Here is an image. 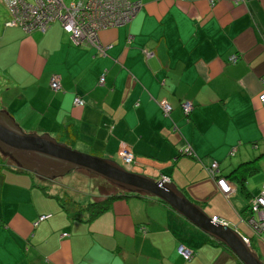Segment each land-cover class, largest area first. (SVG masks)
Listing matches in <instances>:
<instances>
[{
    "label": "crops",
    "instance_id": "1",
    "mask_svg": "<svg viewBox=\"0 0 264 264\" xmlns=\"http://www.w3.org/2000/svg\"><path fill=\"white\" fill-rule=\"evenodd\" d=\"M128 1L142 6L130 24L99 32L103 54L73 45L59 24L20 38L7 69L11 100L1 111L37 134L71 122L79 131L75 146L103 158L121 160L127 145L132 171L183 188L205 202L210 217L251 235L240 217L247 200L233 183L222 195L203 164L217 161L224 175L260 155L247 187L253 196L261 190L264 0ZM18 32L6 27L3 36L17 39ZM5 57L0 52L1 70ZM53 75L57 91L49 86ZM76 96L82 106L73 103ZM184 101L192 105L187 117ZM159 102L172 106L167 117ZM186 146L192 157L179 153ZM48 180L0 164V264H238L153 198L116 200L86 221L54 198L64 184ZM180 244L193 250L189 261L178 254Z\"/></svg>",
    "mask_w": 264,
    "mask_h": 264
},
{
    "label": "water",
    "instance_id": "2",
    "mask_svg": "<svg viewBox=\"0 0 264 264\" xmlns=\"http://www.w3.org/2000/svg\"><path fill=\"white\" fill-rule=\"evenodd\" d=\"M0 151L23 170L53 179L79 169L131 192H142L166 203L200 232L228 248L242 264H264L250 251L248 242L234 228L213 218L191 202L166 179L154 180L125 169L113 159L80 152L47 133H25L6 113L0 111Z\"/></svg>",
    "mask_w": 264,
    "mask_h": 264
},
{
    "label": "built area",
    "instance_id": "3",
    "mask_svg": "<svg viewBox=\"0 0 264 264\" xmlns=\"http://www.w3.org/2000/svg\"><path fill=\"white\" fill-rule=\"evenodd\" d=\"M9 11V20L5 26H19L29 33L33 29L41 32L45 31L52 24H59L69 36L73 45H89L98 49L102 54L105 47L99 42L98 33L109 28H116L129 21L141 8L139 1L128 0H4ZM234 59V58H233ZM104 82V76H100L99 83ZM50 86L53 90L60 88L57 76L50 79ZM260 106L264 109V92L258 94ZM74 104L81 106L82 100L74 98ZM163 112L167 114L171 107L167 103H161ZM183 111L188 113L191 104L185 102L182 105ZM187 150H190L187 147ZM121 161L125 165L131 166L133 154L127 146L120 148ZM216 168V164H212ZM219 190L228 195L231 186L223 179L217 180ZM253 210L257 212L258 220L249 219L248 223L254 231L264 232V185L258 197L253 201ZM48 216H42L40 220ZM213 218V221H219ZM221 222V221H219ZM179 253L184 258H189L191 251L180 247Z\"/></svg>",
    "mask_w": 264,
    "mask_h": 264
},
{
    "label": "trees",
    "instance_id": "4",
    "mask_svg": "<svg viewBox=\"0 0 264 264\" xmlns=\"http://www.w3.org/2000/svg\"><path fill=\"white\" fill-rule=\"evenodd\" d=\"M132 2H135V1H132ZM133 17L129 21H127L126 23H124L123 25H121V26H126V25L130 24L131 23V20L133 19ZM4 27L5 28L6 27H18L19 29H21V27H19V26H5L4 25ZM45 31L41 32V31H39L37 29H33L29 33H26L24 31L23 32L25 34H31L32 32L44 33ZM75 46L92 47V48H94L96 50V52L98 54H100L99 51H98V49L96 47H94V46H89V45H84V44H82V45H75ZM230 60L231 61H235V57L233 56L232 58H230ZM102 75L104 76V74H102ZM104 81H105V77H104ZM102 84H104V82ZM49 86H50V84H49ZM50 88H51V86H50ZM51 90H53V89L51 88ZM53 91H57V90H53ZM76 97L79 98V99H81L82 102H83V104H84V101H83V99L81 97H79V96H76ZM76 97H74V98H76ZM73 101H74V99H73ZM185 102H188V101H184V102L181 103V109H182L183 114L187 117L189 115V112L190 111L188 113H185L183 111L182 105ZM161 103H163V102H159L158 105H159V107L161 109L162 114L165 117H167L169 115L170 111L172 110V106L169 103L164 102V103H167L171 107V110L167 114H165L163 112L162 107H161ZM191 108H192V105H191ZM49 133H51L52 135L49 134ZM49 133L48 134L51 135L53 138H55L57 141L62 142L64 144H66L68 147H71V148H75V143L79 139V131L76 129V127L71 122L66 123V124H62V125L59 124V125H57V127H55L54 130H52ZM127 147L131 150V148L129 146H127ZM131 152H132V150H131ZM88 153L91 154V155L100 156V154H98V152H94V151L91 152L90 151ZM179 153L181 155H185V156H189V157H192L193 156V153L191 152V150H187V146L185 148L184 147L181 148L179 150ZM132 154H133V152H132ZM6 156H8V155L7 154H4V153H2L0 151V157L3 158V160H0L1 166L6 167L7 169L12 170V171H15L17 173L27 174V175L31 176L32 179L35 178V177H39V176H37V175H35V174L31 173V172H28L26 170L21 169L14 161H12V162L9 161L6 158ZM8 157H10V156H8ZM100 157H102V156H100ZM259 157H260V155L259 156H256L255 158H252L250 160H246V161H243L241 163H238L233 169H231L228 173H226L224 175H221L220 174L219 164H218L217 161H212V162H210L207 165H204L203 164V170H204V172L206 174V177L209 178V179H211L215 183L218 191L222 195H224V194L219 190V188L217 186V180L218 179H223L228 184L229 183L235 184V186L238 188V190L241 193V195L247 200V204L243 208V210L241 211L240 217H241L242 221L249 227V229L251 230L252 234L251 235H247V236L246 235H242L241 233L240 234L248 242L250 251L253 252L260 259L259 255L257 254V252L254 249V243H253V241H255V239H257L260 244H263L264 245V243L262 242V239H261V237L263 236V233L264 232L258 233L256 231H254V228L248 223V221H249V219H254L255 221L258 220L257 212L253 210V201H254V199L256 197H258L260 195V193H261V191L263 189L264 182L262 183V187H261L260 192L257 195H254V196L250 194V192L248 190V187H247V181H248V179L250 177H252L253 175H255L258 172V170H259V165H258ZM133 160H134V155H133ZM132 163H131V165H132ZM214 163L216 164V168L213 169L212 168V164H214ZM79 171H82V170H79ZM93 176H94L95 179L100 180V183L101 184H99V186H97V190L94 188L93 191H96V193L94 195L91 194L90 198H86L87 196L86 197H83L82 196L84 199L81 197L82 198L81 200H77L76 197H73V196H77L78 195L76 193H77L78 189H80L79 185L76 186V184H75L74 181L68 182L67 185L66 184L62 185V188L63 189L58 187L57 191L54 194V196H55L54 198L57 199V200H59L61 207H63L66 211L69 210L71 212L73 209H75V210L78 209L79 211H82L84 214H86V219H85L86 221H90V220L94 219L95 217H98L99 215H101L102 213H104L109 208V206L111 205V203H113L114 201L119 200V199H127L128 197H137V198L150 197V198H153L155 201H157L158 203H160L161 205H163L164 207H166L168 210H170L171 212L177 214L166 203H164L163 201H161V200H159V199H157L155 197H152V196H150V195H148L146 193H142V192H131V191L127 190V189H124L123 187H120L118 185H115V184H113V183L105 180L102 177H99V176H96V175H93ZM45 180H48V179H45ZM48 181H50V180H48ZM43 187L50 189L49 186H45L44 185ZM175 187L177 189H179L186 196L187 199H189L187 197L188 195H187L186 191L183 188H179L177 186H175ZM107 188H110V189L113 188V189L110 190V191H108L109 189H107ZM42 189H44V188H42ZM106 191H108V192H106ZM81 193H82V191H81ZM60 196H62L63 198H61ZM189 200L191 201V199H189ZM193 203H195L197 206H199L202 209V207L204 206V203L205 202H203V203H201V202H193ZM177 215L180 216L179 214H177ZM42 216H48V217L45 218V219H47L51 215L50 214H46V215L38 216V218L35 221L36 224L39 223V222H41V221H43V220H45V219L40 220V218ZM211 218H216V216H213ZM217 219L219 221H221L219 218H217ZM183 220H185V219L183 218ZM186 222H188V221H186ZM222 223H224V222H222ZM188 224L189 225H192L189 222H188ZM200 234L205 239V243H208V245H210V246L213 245V246H221V247H223L232 256H234V258H235V260H236V262L238 264H242L236 258V256L228 248H226L221 242L217 241L216 239H213L212 237H209V236L205 235L204 233L203 234L200 233ZM66 235H68V234L67 233H64L63 234V236H66ZM180 247L186 248V249H188V250L191 251V255H190L189 258H184L179 253V248ZM177 252H178V254L185 261H189L193 257V250L191 248L185 246L184 244H180L177 247ZM262 262H264V261H262Z\"/></svg>",
    "mask_w": 264,
    "mask_h": 264
},
{
    "label": "rangeland",
    "instance_id": "5",
    "mask_svg": "<svg viewBox=\"0 0 264 264\" xmlns=\"http://www.w3.org/2000/svg\"><path fill=\"white\" fill-rule=\"evenodd\" d=\"M9 18H10L9 11H8L6 5H5V2H4V0H0V52L1 53L6 52V57H5V61H4L5 62L4 63L5 68H3L2 70L0 69V111L1 110H5L4 107H7L8 106L7 105L8 102L11 100V98L9 99L8 93H7V88H8L7 81L9 79V76H11L7 72V69L9 68V60H11L12 54L14 53L13 51H16V50L19 49V45H20V40L19 39L25 37V35H26L18 27H12V29H16V30L19 31L18 34H17L18 38L17 39L8 40L9 37H7L8 34H6V33L3 36L4 30L6 29L4 27V25H5V22L9 20ZM61 28L63 29V27H61ZM63 31L65 32L64 29H63ZM12 82H13V80H12ZM21 130L23 132H25V133H34V132H31V131H29L27 129H24L22 127H21ZM74 149H76V150H78L80 152H83L82 150H79V148L76 147V146H75ZM83 153L89 154L88 152H83ZM6 158L9 161H11V162L13 161L8 156H6ZM0 160H3V158L0 157ZM114 160L117 163H119L122 167H124L125 169L131 170V166L125 165L121 160H118V159H114ZM93 175L94 174H90L89 172L84 171V170L79 171V169H77V171H76V169H74V170H71V171L67 172L66 174H64L62 176L55 177V178L49 179V180L52 181L51 183H53V184L54 183H58V184L59 183H63V184L67 185L68 182H70V180L72 181V179H73V181L75 182L76 186L79 185V187H80V189H78L76 194H78L79 196H83V197L87 196L86 198H88V197L90 198L91 194L94 195L96 193V191H93L94 188L97 190V186H99V184H101L100 180L95 179ZM107 189H109L108 191H110L113 188L112 189L107 188ZM53 191L56 192L57 190L53 189ZM81 191H82V193H81ZM108 191H106V192H108ZM187 197L189 199H191L192 202H200L198 200L193 199L192 196L188 195ZM204 206H207V205H204ZM204 206L202 207V210L205 212L206 215L209 216L211 214V212H208L204 208ZM212 209H214V207ZM209 210H211V209H209ZM217 222H219V221H217ZM228 226L231 227V228L235 227L233 224H229ZM243 234H246V232L243 233ZM261 239H262V242L264 243V233H263V236L261 237ZM253 243H254L255 251L259 255L260 259L262 261H264V245L260 244L257 239H255V241H253Z\"/></svg>",
    "mask_w": 264,
    "mask_h": 264
},
{
    "label": "clouds",
    "instance_id": "6",
    "mask_svg": "<svg viewBox=\"0 0 264 264\" xmlns=\"http://www.w3.org/2000/svg\"><path fill=\"white\" fill-rule=\"evenodd\" d=\"M217 222V221H216Z\"/></svg>",
    "mask_w": 264,
    "mask_h": 264
}]
</instances>
